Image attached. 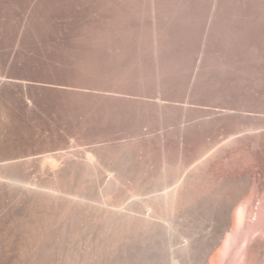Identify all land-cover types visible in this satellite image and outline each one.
Listing matches in <instances>:
<instances>
[{
  "label": "rangeland",
  "instance_id": "rangeland-1",
  "mask_svg": "<svg viewBox=\"0 0 264 264\" xmlns=\"http://www.w3.org/2000/svg\"><path fill=\"white\" fill-rule=\"evenodd\" d=\"M253 188L264 0H0V264H246Z\"/></svg>",
  "mask_w": 264,
  "mask_h": 264
},
{
  "label": "bare ground",
  "instance_id": "bare-ground-1",
  "mask_svg": "<svg viewBox=\"0 0 264 264\" xmlns=\"http://www.w3.org/2000/svg\"><path fill=\"white\" fill-rule=\"evenodd\" d=\"M247 167H248L247 168V176L248 177L250 176L249 178H251L253 166L251 167L249 165ZM251 185L253 186L254 184H251ZM254 190L255 189L253 188L251 190L250 197L249 198L247 197L248 198L247 199L248 200V203L251 201V199H252V197L254 195V192H255ZM247 205L248 206H247L246 209H239L236 212L237 213L236 215L238 216V221L237 222L242 223V221H243V223H244V221L246 222V220H247V224H246L247 225V228H244L243 230H242V228H240V231L242 230L241 232L243 233L242 234L243 237H242L241 240L244 239V241H243L244 242V245H243L244 247L243 248L245 250L246 264H261V262L264 259L263 256H262V255H264V253H263V250L261 252L259 251V249H262V247H260L259 244H256V245L253 244V242H254L253 241V236H257V235H254L257 232H258V235L261 234L258 237H255L256 238L255 239V242L261 243V239L262 238L260 236L264 235V222H263V219L264 218H263V212H262L263 211L262 210L263 208H261L263 206H262V203H261V205L259 207L256 206L257 208L254 210V209H252V206H251L252 204L251 203H249ZM241 232H240V234H241ZM261 253H263V254L261 255Z\"/></svg>",
  "mask_w": 264,
  "mask_h": 264
}]
</instances>
